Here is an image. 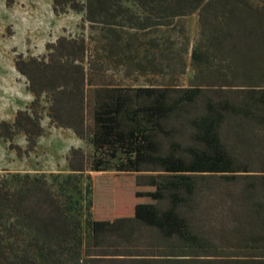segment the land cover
Segmentation results:
<instances>
[{"label": "trees", "instance_id": "16d2710c", "mask_svg": "<svg viewBox=\"0 0 264 264\" xmlns=\"http://www.w3.org/2000/svg\"><path fill=\"white\" fill-rule=\"evenodd\" d=\"M52 8L83 14L92 47L61 35L45 54L16 56L33 98L0 120V142L20 157L34 151L45 99L50 124L92 151L72 146L66 173L0 175V264H264V0ZM192 14L190 49L172 31ZM135 73L159 79L124 82ZM89 170L111 172L128 193L111 217L93 212Z\"/></svg>", "mask_w": 264, "mask_h": 264}, {"label": "rangeland", "instance_id": "374dc122", "mask_svg": "<svg viewBox=\"0 0 264 264\" xmlns=\"http://www.w3.org/2000/svg\"><path fill=\"white\" fill-rule=\"evenodd\" d=\"M0 0V120L12 121L19 108L26 107L33 96L26 89V78L15 68V58L19 53L26 57L42 55L47 52L46 44L55 41L61 35H84L90 46L95 31L85 21L83 14L69 10L55 14L52 0ZM172 33L179 40L187 36L190 49L198 36L197 14H192L178 21ZM183 26V27H182ZM179 27L184 28L183 31ZM180 30V31H179ZM183 37V38H182ZM92 47V46H91ZM188 71L182 76L184 84L193 74L190 55H186ZM121 78L122 74L119 75ZM159 79L156 75L134 74L124 77L129 85L149 83ZM45 127L37 148L20 157L8 141L0 142V175L6 172L51 173L69 171L67 156L72 146H81L88 153L92 147L87 141L78 138L71 129L59 128L50 124L47 116L48 103L43 99ZM16 144L26 147V139L19 134L14 139ZM90 175V179H87ZM84 184L90 183L94 194L93 212L98 217H111L115 200L127 195L124 189L118 190L111 172L86 171Z\"/></svg>", "mask_w": 264, "mask_h": 264}]
</instances>
